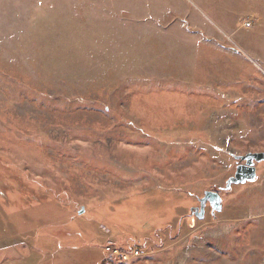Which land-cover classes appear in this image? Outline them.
I'll return each mask as SVG.
<instances>
[{
	"label": "rangeland",
	"instance_id": "rangeland-1",
	"mask_svg": "<svg viewBox=\"0 0 264 264\" xmlns=\"http://www.w3.org/2000/svg\"><path fill=\"white\" fill-rule=\"evenodd\" d=\"M249 153L264 0H0V264L63 226L140 245L127 264H264V163L223 190ZM22 192L63 225L32 234Z\"/></svg>",
	"mask_w": 264,
	"mask_h": 264
},
{
	"label": "crops",
	"instance_id": "crops-1",
	"mask_svg": "<svg viewBox=\"0 0 264 264\" xmlns=\"http://www.w3.org/2000/svg\"><path fill=\"white\" fill-rule=\"evenodd\" d=\"M21 194L22 195L20 194L14 195L13 197L22 198V199L24 198L22 201L23 203L22 207L26 206L25 208L28 209L26 211L33 212V211H30L32 207L30 208L26 205L29 202L27 195L25 194V192H22ZM47 204L48 205L52 204L53 208H55L57 212H59L58 210L60 209L57 208L59 207L58 205H56L53 202L45 203V205ZM38 205L40 204H36L33 206L37 207ZM60 208L62 210L64 209L63 207H60ZM62 210H60L59 214H55V215H42L41 211L39 212L34 211L32 214H35V215L31 217V220L36 221V223L38 220H40V222H38L39 223L38 226H40L41 228H39V230H35L38 228V227H35L32 234L37 235L39 233L38 235L40 236L43 229L49 228V230H51V227L53 226L63 225L61 224L64 222V214L62 213ZM22 214L26 215V213H22ZM71 216L73 217L71 219L73 221L72 224L76 223V221L78 220H76L73 214H71ZM18 218H21V217L19 216ZM19 224H22V223L19 222ZM64 228L65 227L63 226L59 230L52 231L53 234H50L51 231H46L45 234L42 236V238L40 237L36 241L38 242V245L41 248L34 250L33 252H30L31 249L29 248L30 246H32L31 245L32 242L25 241L24 244L26 245H23V246L26 248H29L26 252L24 247H20L19 242H22V241L20 240L14 241L13 242L14 246H12L9 250H12L14 248L17 254H19V256L21 255V251L25 250L24 251L25 254H29V257L25 258L23 261H20V260H17L18 257L16 256V257H11V260L15 261L14 264H19V263L20 264H103L104 263V261L107 258L103 251V247L106 244L105 241L106 240L108 241L110 237L108 238L107 236H105V237H102L101 239L100 237L93 239L90 237L91 235L88 231V233H84L83 236L80 237L81 239H83L82 240L83 244H81L80 242L77 243L76 238L72 239V237L77 236L76 232L72 230L71 231L68 230V232H64L63 231ZM50 236L54 238L58 236L61 238L68 239L70 246H64L63 244L64 242L62 241L57 242L56 239L50 238ZM48 240L50 242L49 244H47ZM72 240H74V243L72 242ZM99 242H101V244ZM102 244L104 245L101 247L100 251H98L99 250L98 246L99 245L101 246ZM95 248H97L98 250Z\"/></svg>",
	"mask_w": 264,
	"mask_h": 264
},
{
	"label": "water",
	"instance_id": "water-1",
	"mask_svg": "<svg viewBox=\"0 0 264 264\" xmlns=\"http://www.w3.org/2000/svg\"><path fill=\"white\" fill-rule=\"evenodd\" d=\"M235 159L246 164L239 166L234 177L228 180L225 189H223L226 192L231 191L233 186H242L257 180L256 164L264 163V153H249L245 156L235 157ZM207 203H210L214 208H217V210H221V197L219 194L208 193L206 195L204 200L201 201L202 213Z\"/></svg>",
	"mask_w": 264,
	"mask_h": 264
},
{
	"label": "built area",
	"instance_id": "built-area-1",
	"mask_svg": "<svg viewBox=\"0 0 264 264\" xmlns=\"http://www.w3.org/2000/svg\"><path fill=\"white\" fill-rule=\"evenodd\" d=\"M250 24L246 25V28H249ZM103 251L106 255L107 261L106 264H127L132 259L143 256V251L141 246H133L130 250H126L123 246H120L117 243H113L112 240L108 239L106 242Z\"/></svg>",
	"mask_w": 264,
	"mask_h": 264
},
{
	"label": "flooded vegetation",
	"instance_id": "flooded-vegetation-1",
	"mask_svg": "<svg viewBox=\"0 0 264 264\" xmlns=\"http://www.w3.org/2000/svg\"><path fill=\"white\" fill-rule=\"evenodd\" d=\"M246 163H241V162H239V161H237V168L239 167V166H243V165H245ZM257 165V164H256Z\"/></svg>",
	"mask_w": 264,
	"mask_h": 264
},
{
	"label": "trees",
	"instance_id": "trees-1",
	"mask_svg": "<svg viewBox=\"0 0 264 264\" xmlns=\"http://www.w3.org/2000/svg\"><path fill=\"white\" fill-rule=\"evenodd\" d=\"M141 249H142V247H141ZM127 250V249H126ZM106 262L104 261V263L103 264H105Z\"/></svg>",
	"mask_w": 264,
	"mask_h": 264
}]
</instances>
